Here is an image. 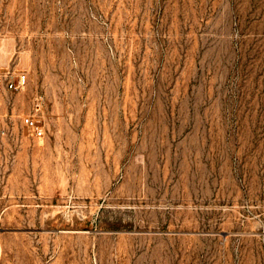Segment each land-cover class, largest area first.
<instances>
[{
  "label": "rangeland",
  "instance_id": "rangeland-1",
  "mask_svg": "<svg viewBox=\"0 0 264 264\" xmlns=\"http://www.w3.org/2000/svg\"><path fill=\"white\" fill-rule=\"evenodd\" d=\"M0 65V264H264V0H0Z\"/></svg>",
  "mask_w": 264,
  "mask_h": 264
},
{
  "label": "built area",
  "instance_id": "built-area-1",
  "mask_svg": "<svg viewBox=\"0 0 264 264\" xmlns=\"http://www.w3.org/2000/svg\"><path fill=\"white\" fill-rule=\"evenodd\" d=\"M26 83V76L21 75L16 80H8L5 84L0 81V91L2 89L17 90L23 88ZM42 106L37 104L34 113L24 117V124L32 129L33 135L41 139L44 137V126L41 117Z\"/></svg>",
  "mask_w": 264,
  "mask_h": 264
},
{
  "label": "bare ground",
  "instance_id": "bare-ground-1",
  "mask_svg": "<svg viewBox=\"0 0 264 264\" xmlns=\"http://www.w3.org/2000/svg\"><path fill=\"white\" fill-rule=\"evenodd\" d=\"M9 45V44H8ZM7 48V47H6ZM10 60V59H9ZM3 65V64H2ZM1 66V65H0Z\"/></svg>",
  "mask_w": 264,
  "mask_h": 264
}]
</instances>
